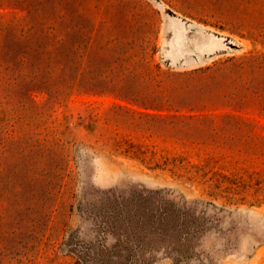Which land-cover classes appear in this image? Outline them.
I'll return each instance as SVG.
<instances>
[{
    "label": "rangeland",
    "instance_id": "374dc122",
    "mask_svg": "<svg viewBox=\"0 0 264 264\" xmlns=\"http://www.w3.org/2000/svg\"><path fill=\"white\" fill-rule=\"evenodd\" d=\"M142 193L200 232L141 264H264V0H0V264H99Z\"/></svg>",
    "mask_w": 264,
    "mask_h": 264
},
{
    "label": "trees",
    "instance_id": "16d2710c",
    "mask_svg": "<svg viewBox=\"0 0 264 264\" xmlns=\"http://www.w3.org/2000/svg\"><path fill=\"white\" fill-rule=\"evenodd\" d=\"M258 59L255 56L244 57L240 65H253ZM96 210L99 212L97 215L87 210L84 213L92 216L99 232L105 236L113 235L115 239L111 247L104 249V257L99 264H141L140 255L159 252L163 255H187L186 251H181V243L195 238L200 232L195 225L197 219L187 206L173 205L143 193L130 199H108ZM111 256L115 261H111ZM180 262L181 256L174 259V264Z\"/></svg>",
    "mask_w": 264,
    "mask_h": 264
}]
</instances>
